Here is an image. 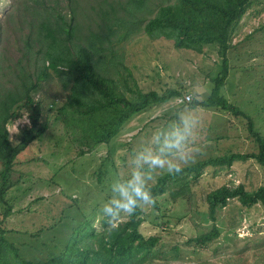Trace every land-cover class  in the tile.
<instances>
[{
  "label": "rangeland",
  "instance_id": "obj_1",
  "mask_svg": "<svg viewBox=\"0 0 264 264\" xmlns=\"http://www.w3.org/2000/svg\"><path fill=\"white\" fill-rule=\"evenodd\" d=\"M172 2L145 0V7L139 10L135 0H74L79 36L75 42L87 46L93 34L104 37L103 42L95 39L90 50L97 61L105 56L98 69L116 78L123 92L126 80L134 90L144 93L163 96L177 91L181 95L151 105L126 123L109 144L88 150V145L79 148L72 141L60 116L59 110L67 99L61 80L50 76L33 92L34 100L42 107V124L47 128L16 157L10 176L14 186L5 194L14 211L2 225L8 229L6 239L19 248L25 259L45 262L58 257L73 229L85 220L96 234L105 235L112 227L104 226L100 207L114 195L112 185L126 179L134 167L148 170L147 165L134 162L138 151L167 152L164 140L182 112H190L196 125L189 145L192 159L181 164V169L233 155L259 153L257 142L250 137L247 119L218 108L182 105L181 99L194 91L202 93L201 99L211 97L213 81L225 59L218 45H204L199 53L180 47L173 38L152 39L144 33L145 23L159 7ZM69 4L70 0H0L1 85L10 80L1 71L20 58L18 38L31 32L23 23L39 20L50 7L68 12ZM106 12L111 16L109 21ZM122 20L129 28L116 24ZM94 44L102 50L97 52ZM225 58L229 75L221 96L251 117L253 129L264 136V0L252 1L235 25ZM126 96L135 100L131 94ZM18 109L23 116L7 124L13 145L20 142V131L30 125L27 111ZM81 150L86 153L82 155ZM2 170L0 166V173ZM162 170H149L150 188L155 187ZM2 184L0 177V187ZM238 185L248 191L264 186V168L256 158L234 160L230 166L209 164L199 175L189 173L184 197L174 200L171 191L178 187L169 185L171 189L155 195L157 208L153 203L142 205L144 222L140 232L145 238L156 236L160 240L154 249L157 253L141 264H264L262 205L245 207L233 199L218 210L215 222L208 214L206 197L210 192ZM5 210L0 200V219ZM128 220L125 215L116 225ZM214 227L219 230L216 239L205 245L193 240Z\"/></svg>",
  "mask_w": 264,
  "mask_h": 264
},
{
  "label": "trees",
  "instance_id": "obj_2",
  "mask_svg": "<svg viewBox=\"0 0 264 264\" xmlns=\"http://www.w3.org/2000/svg\"><path fill=\"white\" fill-rule=\"evenodd\" d=\"M252 1L254 0H173L172 3L160 6L156 15L144 25V33L152 39L173 38L180 47L199 53L203 51L204 45L220 46L221 55L225 60L221 72L213 81L211 97L200 99L198 102L185 101L184 98L181 103L188 104L194 109L200 106L218 108L221 112L247 119L250 123L248 127L250 137L255 139L259 147L257 155H233L222 160L205 161L194 167L181 169L178 173L164 174L167 171L162 170L157 184L150 188L154 196L153 205L156 208L158 202L155 195L163 194L174 185L178 189H172L171 197L174 200L184 197L189 173L196 172L199 175L209 164L230 166L234 160H247L253 157L264 168V136L253 129L251 117L221 96V88L229 75L225 51L230 33L234 31L235 25L251 6ZM145 4V0H135V7L139 10L144 8ZM69 5L68 12L64 13L58 8L50 7L45 16L37 18L39 20L23 23V26L31 28V32L24 33L18 38L20 58L6 66L4 72L1 71L10 80L6 84H0V166L3 169L0 173L3 181L0 187V200L6 205L4 217L0 219V263L141 264L157 253L154 249L160 240L156 236L145 238L140 232L139 227L144 222L141 207L129 216L128 221L110 228L105 235L96 234L87 220L78 224L63 250L59 252V256L45 262L25 259L19 248L6 239L8 229L2 227L14 211L5 194L7 189L14 186L10 176L15 170L16 157L27 149L29 144L38 140L47 128L41 121L43 115L41 104L34 100L32 94L50 76L59 78L67 92L65 104L59 110L65 128L79 148L88 145V150L96 145L109 144L126 123L151 105L167 102L171 97L181 95L177 91L163 96L157 92L144 93L139 89L134 90L126 80L123 81L125 88L123 92L116 78L106 76L98 69L105 56L97 61L90 50L95 39L103 42L104 37L93 34L91 43L87 46L75 42V39L79 38L74 9L76 3L70 0ZM33 8L39 16L38 6L35 5ZM105 15L108 21L111 20L107 12ZM116 24L129 28L124 20ZM107 26L110 29L109 24ZM94 47L97 52L102 50L101 47H96V44ZM29 65L32 68H28ZM116 73L119 75V70ZM126 93L134 96L135 100H130ZM19 107L29 114L30 125L20 131V142L13 145L7 124L23 116V111L18 109ZM85 153L81 150L82 155ZM233 199L245 207L256 205L264 207V186L255 191L246 190L244 185L222 186L210 192L206 197L210 219L215 222L218 210L225 208ZM77 209L81 212L79 208ZM103 224L108 227L105 219ZM218 236L219 230L214 227L210 233L193 240L205 245Z\"/></svg>",
  "mask_w": 264,
  "mask_h": 264
},
{
  "label": "clouds",
  "instance_id": "obj_3",
  "mask_svg": "<svg viewBox=\"0 0 264 264\" xmlns=\"http://www.w3.org/2000/svg\"><path fill=\"white\" fill-rule=\"evenodd\" d=\"M201 98V92L194 91L189 96V99L197 102ZM195 125L196 120L191 113L182 112L164 140V147L167 149L165 154L144 151H138L135 154L134 162L138 161L147 165L148 170L143 167H134L126 179L112 185L114 195L109 196L100 207V212L109 227H115L123 216L133 215L142 205L153 203L154 196L149 187L152 176L149 170L163 169L168 173H178L181 171V164L191 161L189 145Z\"/></svg>",
  "mask_w": 264,
  "mask_h": 264
},
{
  "label": "built area",
  "instance_id": "obj_4",
  "mask_svg": "<svg viewBox=\"0 0 264 264\" xmlns=\"http://www.w3.org/2000/svg\"><path fill=\"white\" fill-rule=\"evenodd\" d=\"M189 96H190V95H188L187 97H185V101H191V99H189ZM183 99H184V98H183ZM183 99H181V101H182Z\"/></svg>",
  "mask_w": 264,
  "mask_h": 264
}]
</instances>
